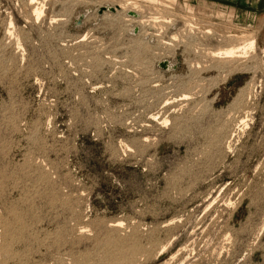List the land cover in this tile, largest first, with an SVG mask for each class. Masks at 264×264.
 <instances>
[{
	"label": "rangeland",
	"instance_id": "1",
	"mask_svg": "<svg viewBox=\"0 0 264 264\" xmlns=\"http://www.w3.org/2000/svg\"><path fill=\"white\" fill-rule=\"evenodd\" d=\"M29 2L0 0V264H264V10Z\"/></svg>",
	"mask_w": 264,
	"mask_h": 264
},
{
	"label": "crops",
	"instance_id": "2",
	"mask_svg": "<svg viewBox=\"0 0 264 264\" xmlns=\"http://www.w3.org/2000/svg\"><path fill=\"white\" fill-rule=\"evenodd\" d=\"M198 7L231 12V17L247 19L264 10V0H182Z\"/></svg>",
	"mask_w": 264,
	"mask_h": 264
},
{
	"label": "bare ground",
	"instance_id": "3",
	"mask_svg": "<svg viewBox=\"0 0 264 264\" xmlns=\"http://www.w3.org/2000/svg\"><path fill=\"white\" fill-rule=\"evenodd\" d=\"M30 2H31V4L32 3H34V1L35 0H29ZM153 1H157V2H159V3H164V4H166V3H169L171 0H153ZM29 2V3H30ZM43 5H40V7H37L36 8V10H35V14H36V16L41 12V7H42ZM109 6V5H108ZM105 7H107V6H105ZM114 8V10L113 11H109V10H107V9H105V10H103L102 12H101V14H103L104 12V14H106V13H117L119 10H117L119 7L117 6V7H113ZM43 9V8H42ZM43 11V10H42ZM128 12H132V11H128ZM127 12V13H128ZM101 14H99V15H101ZM39 16H40V14H39ZM127 17H128V19H129V21L131 22V24H132V27H134V26H137L139 23H141V19L139 18V15L137 14V13H135V12H132V15L131 14H128L127 15ZM136 29H138V27H135ZM132 30H134V29H132ZM139 32V29L137 30V32L136 31H134V34H137ZM167 42H165V44H166ZM254 47V40L253 39H249L248 41H247V43H245L243 46H236V47H233V48H229V49H226V50H220V51H216V52H214L213 53V56H215V57H219V58H222V57H233V56H239L240 54H243V53H245L246 52V50L247 49H252ZM169 62V61H168ZM169 64H171L170 62H169ZM171 67H167V69H170Z\"/></svg>",
	"mask_w": 264,
	"mask_h": 264
},
{
	"label": "water",
	"instance_id": "4",
	"mask_svg": "<svg viewBox=\"0 0 264 264\" xmlns=\"http://www.w3.org/2000/svg\"><path fill=\"white\" fill-rule=\"evenodd\" d=\"M105 9H107V10H109V11H113L114 10V8L112 7V6H107V7H105V6H101V7H99L98 9H97V12L98 13H101L103 10H105ZM128 14H131L132 15V12H128ZM137 29L136 28H134V31H136ZM157 65L160 67V68H162V69H167V67H171V68H173V67H175V64H169V62L167 61V60H161V61H158L157 62Z\"/></svg>",
	"mask_w": 264,
	"mask_h": 264
}]
</instances>
